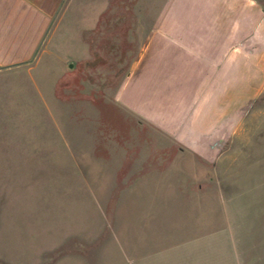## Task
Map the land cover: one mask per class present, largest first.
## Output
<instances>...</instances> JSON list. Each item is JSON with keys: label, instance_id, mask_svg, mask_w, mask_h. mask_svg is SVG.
Segmentation results:
<instances>
[{"label": "crops", "instance_id": "0c3cea01", "mask_svg": "<svg viewBox=\"0 0 264 264\" xmlns=\"http://www.w3.org/2000/svg\"><path fill=\"white\" fill-rule=\"evenodd\" d=\"M57 12H63L59 22L66 12H76L77 55L85 61L93 49L94 66L101 61L99 51L105 42L101 37L116 34L118 17L124 18L119 26L127 33L131 12L139 18L134 69L142 65L147 74L158 72L156 95H162L166 105L146 112L155 113L157 126L173 136L158 141L150 158L123 159L162 163L154 166L162 185L151 189L150 202L169 203L177 208L178 217L145 222L141 233L128 234V264H264V218L259 238L241 234L243 208L264 214V9L260 2L0 0V81L20 80L27 72L36 82L32 71L55 60L61 62L64 77L73 76L62 70L63 54L32 61L43 42L50 47L48 53L56 47ZM89 30L92 41L84 36ZM119 44L128 48V38ZM128 75L126 67L115 93L126 103ZM183 115L186 123L181 121ZM167 176L176 180L169 185L163 179ZM199 176L215 177L216 183L202 184ZM217 190L235 193L237 199L197 198L198 191Z\"/></svg>", "mask_w": 264, "mask_h": 264}, {"label": "rangeland", "instance_id": "374dc122", "mask_svg": "<svg viewBox=\"0 0 264 264\" xmlns=\"http://www.w3.org/2000/svg\"><path fill=\"white\" fill-rule=\"evenodd\" d=\"M257 1L264 9V0ZM62 13L54 18L57 48L48 53L43 42L32 61L63 54L62 70L73 76L64 77L55 60L32 71L36 82L27 72L0 81V264H128V234L141 233L145 222L178 217L169 203L150 202L151 189L162 185L154 166L162 163L123 159L150 158L158 141L173 136L146 112L166 102L156 95L158 72L134 69L139 18L128 12L127 33L119 26L124 18H117L116 34L101 37V61L94 66L93 49L85 61L77 55L76 12L59 22ZM84 36L92 41V31ZM125 36L128 48H121ZM126 67L128 103L115 94ZM143 163L150 168L139 167ZM197 179L216 183L215 177ZM226 195L237 199L218 190L198 191L197 198L220 202ZM242 212L241 234L259 238L264 214L253 207Z\"/></svg>", "mask_w": 264, "mask_h": 264}]
</instances>
